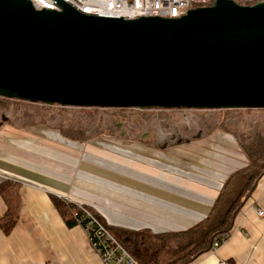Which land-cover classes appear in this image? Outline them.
<instances>
[{"label":"water","instance_id":"95a60500","mask_svg":"<svg viewBox=\"0 0 264 264\" xmlns=\"http://www.w3.org/2000/svg\"><path fill=\"white\" fill-rule=\"evenodd\" d=\"M0 0V97L81 109L264 110V2L123 20Z\"/></svg>","mask_w":264,"mask_h":264},{"label":"crops","instance_id":"0c3cea01","mask_svg":"<svg viewBox=\"0 0 264 264\" xmlns=\"http://www.w3.org/2000/svg\"><path fill=\"white\" fill-rule=\"evenodd\" d=\"M204 143L167 150L113 147L121 161L102 164L91 148L69 144L46 128H0V180L20 185L18 222L8 236L0 231V264H102L82 229L65 224L51 197L90 205L111 227H192L247 162L229 134L216 133ZM258 210L264 213V177L229 238L193 264H264V215L258 217ZM4 213L0 197V218Z\"/></svg>","mask_w":264,"mask_h":264},{"label":"trees","instance_id":"16d2710c","mask_svg":"<svg viewBox=\"0 0 264 264\" xmlns=\"http://www.w3.org/2000/svg\"><path fill=\"white\" fill-rule=\"evenodd\" d=\"M240 6H254L264 0H232ZM25 123L23 129L40 125L45 128V120L36 124L35 119L53 106L29 104L0 97V112L13 109L18 113L19 106ZM65 108L59 111L64 112ZM84 109L80 110L83 111ZM96 113L97 109H91ZM123 110H119L122 113ZM264 113V110H259ZM216 124L212 131H220L232 136L247 162L246 165L233 172L222 184L209 213L192 227L179 231L153 230L151 228L131 230L106 225L90 205L83 204L118 240L139 264H193L198 258L212 251L215 245L223 244L230 236L234 222L245 204L252 198L259 181L264 177V120H260L254 129L245 132L232 130L226 126L230 111H217ZM15 125L12 122L0 123L3 126ZM19 128V127H18ZM57 134L64 141L84 143L91 139L82 127L60 126ZM240 183L239 188L236 184ZM20 185L11 180H0V197L5 205V213L0 218V231L8 236L18 222V206L20 202ZM53 206L68 227L76 226L73 213L77 211L75 204L59 198L51 197Z\"/></svg>","mask_w":264,"mask_h":264},{"label":"rangeland","instance_id":"374dc122","mask_svg":"<svg viewBox=\"0 0 264 264\" xmlns=\"http://www.w3.org/2000/svg\"><path fill=\"white\" fill-rule=\"evenodd\" d=\"M46 106L53 107L42 111V114L35 119L36 124L45 120L46 130L55 133L60 126H81L91 139L84 143L69 142V144L85 145V149L91 148L93 151L90 150V154L98 158L102 164L111 160L121 161L111 150L113 147L127 149L131 146H139L137 148L143 150L141 146L143 145L155 150L178 149L207 142V138L216 133L225 135L220 131H212L219 110L124 109L120 113L117 109H97L93 114L91 109L80 111L81 108ZM25 108L24 105L19 106L17 114H13V109L1 111L0 123L12 122L14 128L20 129L25 123L21 118V111ZM60 108H65L64 112L59 111ZM227 111L230 112L226 126L239 132L252 130L260 120H264V113L259 110ZM35 126L42 128L40 125ZM85 164L89 165V163ZM91 168L101 171L99 167ZM239 186L240 183H237L236 188Z\"/></svg>","mask_w":264,"mask_h":264},{"label":"built area","instance_id":"2783aa9c","mask_svg":"<svg viewBox=\"0 0 264 264\" xmlns=\"http://www.w3.org/2000/svg\"><path fill=\"white\" fill-rule=\"evenodd\" d=\"M39 10L60 11L54 0H26ZM85 15L102 18L135 20L139 18L179 19L187 11L210 6L215 0H60ZM74 204V203H73ZM73 213L76 226L86 235L88 242L102 264H139L118 242L108 229L83 205L75 204ZM261 210L258 217H263ZM218 246L215 245L212 250ZM221 264H225L224 262Z\"/></svg>","mask_w":264,"mask_h":264}]
</instances>
